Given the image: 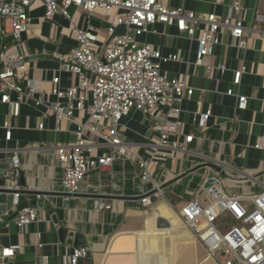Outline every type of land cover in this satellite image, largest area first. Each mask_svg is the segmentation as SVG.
<instances>
[{
    "label": "crops",
    "instance_id": "0c3cea01",
    "mask_svg": "<svg viewBox=\"0 0 264 264\" xmlns=\"http://www.w3.org/2000/svg\"><path fill=\"white\" fill-rule=\"evenodd\" d=\"M161 1L171 8L225 16L235 0ZM242 2L244 8L240 17L249 28L248 49L234 47L230 38L222 35V43L206 62H226L231 69L242 64L248 66L249 72L237 87L240 94L247 95L248 108L237 109V97L221 92L232 81L231 69L223 75H213L205 67H194L189 61L195 57L196 40L182 39L175 26L158 23L155 31L141 36L140 40L156 43L165 53L180 49L188 57V61L170 63L166 67L170 75L186 77L195 90L192 97L183 100L180 116L183 133L195 135L192 143L186 149L160 146L158 135L152 132L143 114L133 111L122 121L124 140L143 154L154 150L166 153L153 168L151 183L142 182L137 162L118 157L113 165L89 172L77 196H45L44 206L38 207L39 222L21 230L14 219L0 228L3 249L19 244L21 250L16 254L33 255L21 262L15 261L16 255H7L9 262L14 259V264H61L74 245L60 241V226L69 232L81 233L85 238L91 253L81 264H220L208 258L206 246L183 225L180 210L191 200L207 202V194L199 195V191L210 171L209 164L225 167L230 178H222L221 187L229 195L253 196L264 191V36L261 33L264 31V0ZM38 6L31 12L33 20L23 33V43L18 50L27 52L30 59L23 63L25 75L34 79L42 92H50L53 75L60 74L64 86L71 82L70 75L62 72L61 56L77 44L75 26L99 27L104 38L108 22L103 9L87 15L76 6L70 9L72 20L57 16L48 22L42 18L44 8ZM48 104L22 106L21 115L11 118L15 128L12 141L4 139V130L0 128V160L18 154L21 160L18 169L25 176L28 189L63 193V172L54 147L72 143L77 126L63 121L61 129L56 130V119L48 114ZM209 108L213 109L212 117L207 126L197 130L193 113ZM8 110L7 105L0 106V126L8 117ZM40 123L44 124V129L40 128ZM180 138L184 140L185 135ZM155 185L163 189L151 195L149 205L144 204L140 197ZM91 190L104 198L86 196ZM154 197L156 201L152 200ZM32 199L26 196L24 201L30 203ZM108 205L111 208H107ZM52 213L57 214L59 225L52 221ZM5 258L0 264H9Z\"/></svg>",
    "mask_w": 264,
    "mask_h": 264
},
{
    "label": "built area",
    "instance_id": "2783aa9c",
    "mask_svg": "<svg viewBox=\"0 0 264 264\" xmlns=\"http://www.w3.org/2000/svg\"><path fill=\"white\" fill-rule=\"evenodd\" d=\"M36 6L44 8L42 18L48 22L57 16L72 20V6L87 15L103 9L108 22L104 38L99 27L75 26L77 44L61 56L62 72L70 75L71 82L64 86L62 76L53 75L50 92H42L35 80L25 75L23 61L28 54L18 50ZM243 8L242 0H235L227 14L221 16L171 8L161 0H0V106L5 104L9 108V115L0 126L4 139L12 141L15 128L11 118L21 115L24 104L48 102L47 111L56 119V130L61 129L63 121L77 126L72 143L54 147L63 172L64 192L80 193L82 181L89 172L113 165L118 157L137 162L142 182L151 183L153 168L166 153L154 150L143 154L129 146L123 137L122 121L133 111H139L152 132L158 135L160 146L186 149L195 135L183 133L180 116L183 100L192 97L195 90L186 77L170 75L166 67L170 63L188 61L182 50L165 53L161 46L141 41L140 37L155 31L158 23L175 26L178 37L197 42L195 57L189 62L197 68L205 67L213 75H223L231 69L226 62L209 64L206 58L222 43V35L228 36L234 47L248 49L249 28L240 17ZM261 33L264 36V31ZM7 35H12L15 43L3 46L2 40ZM231 70L232 81L221 92L237 97L236 108L246 110L249 99L240 94L237 87L249 68L242 64ZM212 115V108L195 111L196 129L207 126ZM40 128L44 129L43 123ZM182 134L184 140L180 138ZM12 158L10 168L18 169L20 156L15 154ZM11 184L16 183L11 181ZM155 190L160 191V187L155 185L148 189L142 199L144 204L151 203V193ZM204 194L208 196L205 204L197 199L185 203L180 217L183 225L206 246L208 258L220 264H264V191L253 196L229 195L218 180ZM20 199L21 194L16 193L15 207L20 205ZM40 220L39 208L31 205L20 209L15 218L21 230ZM20 250L19 244L3 249L0 260L7 255L15 257ZM90 253L89 247L74 246L61 264H81Z\"/></svg>",
    "mask_w": 264,
    "mask_h": 264
},
{
    "label": "water",
    "instance_id": "95a60500",
    "mask_svg": "<svg viewBox=\"0 0 264 264\" xmlns=\"http://www.w3.org/2000/svg\"><path fill=\"white\" fill-rule=\"evenodd\" d=\"M30 60L26 58L23 62ZM13 162L12 156H8L4 159L0 160V228L3 225H6L8 222L14 220L18 215L20 209L31 205L34 207H43L45 204V196L49 195H62L66 198L77 196L78 193H59V192H46V191H34L28 189L26 187L25 176L21 173L19 169H11L10 164ZM210 171L207 174L206 179L199 191V195H203L211 186H213L218 180L222 178H230L228 172L225 171V167L219 166L216 164H209ZM11 181H15V186L11 184ZM163 188H160L162 190ZM158 190H155L151 194L157 193ZM16 193L21 194V203L18 207L13 205L14 196ZM26 196H30L33 199L30 203L25 202L24 198ZM86 196L93 197L96 199L104 198V195L100 193H96L94 190H91L87 193ZM145 195L140 197L141 199L144 198ZM156 201V198L152 199ZM52 221L54 224L59 225L60 220L56 213H52L51 215ZM161 224V223H160ZM58 234L60 241L62 243H73L75 247H85L86 240L81 233L78 232H69L67 229L63 227H58ZM3 247L0 246V254H2ZM33 258V255H26V254H16L15 261L21 262L23 258ZM6 263L14 264L15 261L9 262V259H4Z\"/></svg>",
    "mask_w": 264,
    "mask_h": 264
},
{
    "label": "trees",
    "instance_id": "16d2710c",
    "mask_svg": "<svg viewBox=\"0 0 264 264\" xmlns=\"http://www.w3.org/2000/svg\"><path fill=\"white\" fill-rule=\"evenodd\" d=\"M14 43H15V40H14L12 35H7L2 40V45L3 46H10V45H13Z\"/></svg>",
    "mask_w": 264,
    "mask_h": 264
}]
</instances>
